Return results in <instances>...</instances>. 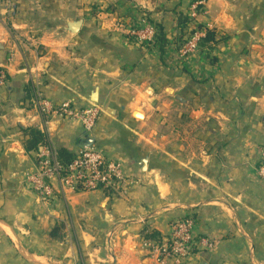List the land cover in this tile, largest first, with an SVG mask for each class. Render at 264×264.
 I'll use <instances>...</instances> for the list:
<instances>
[{"label":"crops","instance_id":"0c3cea01","mask_svg":"<svg viewBox=\"0 0 264 264\" xmlns=\"http://www.w3.org/2000/svg\"><path fill=\"white\" fill-rule=\"evenodd\" d=\"M197 1L0 0V264H176L152 246L186 218L211 246L184 264H264V0H202L180 25ZM142 18L163 54L129 35ZM195 28L216 44L181 57ZM41 99L98 107L96 128L45 120ZM45 145L64 162L93 146L130 184L54 182L41 202L28 176Z\"/></svg>","mask_w":264,"mask_h":264},{"label":"built area","instance_id":"2783aa9c","mask_svg":"<svg viewBox=\"0 0 264 264\" xmlns=\"http://www.w3.org/2000/svg\"><path fill=\"white\" fill-rule=\"evenodd\" d=\"M204 1L198 0L192 4V17L197 19L199 6ZM158 29L154 23L142 18L131 27L129 35L141 45L155 42ZM206 31L195 28L184 43H181V57H192L199 53L200 43ZM1 78L4 75L1 73ZM38 109L45 120L58 118L65 121H77L87 133L93 132L100 118L98 107L77 108L71 102L54 105L51 101L41 99ZM258 176L264 180V159L257 169ZM31 186L41 202H49L55 197L54 182L62 192H95L103 189H113L118 184L128 183L123 164L110 159L102 151L85 146L81 152L69 162H63L48 145L43 146L38 154L37 171L28 176ZM194 221L181 219L173 222L166 242L156 243L153 253L161 263L174 261L184 264L197 252L200 246H211L207 239L197 240L193 235Z\"/></svg>","mask_w":264,"mask_h":264},{"label":"trees","instance_id":"16d2710c","mask_svg":"<svg viewBox=\"0 0 264 264\" xmlns=\"http://www.w3.org/2000/svg\"><path fill=\"white\" fill-rule=\"evenodd\" d=\"M194 21H195V19H189V16L188 17L187 16L181 17L180 18V25H184V26L186 24L189 25L191 22L194 23ZM157 29L159 32H158V35L156 37L155 42L152 43V45L159 46L161 53L163 54L165 52L166 47H167V42H166L163 30L160 27H157ZM193 31L194 30H192L190 33H192ZM190 33H188L186 35V37H183V39L181 40L182 43H184L186 41V39L188 38ZM214 44H216L215 32L211 31V30H206V35H205L204 39L202 40V42L200 43V51L199 52L203 53V51L211 49L214 46ZM42 144H43V140H42L41 136L40 135H34L33 142L31 143V147L29 149H32V148L38 149V147ZM67 162H69V161H67ZM157 242L163 243V240L160 239V240H157Z\"/></svg>","mask_w":264,"mask_h":264},{"label":"water","instance_id":"95a60500","mask_svg":"<svg viewBox=\"0 0 264 264\" xmlns=\"http://www.w3.org/2000/svg\"><path fill=\"white\" fill-rule=\"evenodd\" d=\"M82 26V21H73L64 25L65 29L70 33H77Z\"/></svg>","mask_w":264,"mask_h":264}]
</instances>
